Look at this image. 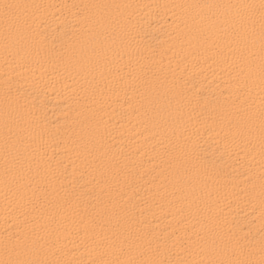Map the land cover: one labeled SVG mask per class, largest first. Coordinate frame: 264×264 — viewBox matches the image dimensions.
Wrapping results in <instances>:
<instances>
[{
    "label": "bare ground",
    "instance_id": "1",
    "mask_svg": "<svg viewBox=\"0 0 264 264\" xmlns=\"http://www.w3.org/2000/svg\"><path fill=\"white\" fill-rule=\"evenodd\" d=\"M18 2L41 7L31 10L35 28L20 55L11 48L6 54L0 37V246L6 229L56 235L64 252L74 253L66 258L94 260L93 241L134 231L167 242L161 259H179L172 242L187 241L210 217L245 241L258 262L259 150L230 123L245 84L228 51L185 24L192 13L176 6L259 0ZM93 4L129 7H79ZM102 12L123 18L118 30L143 56L129 63L93 55L103 37L90 31L91 20ZM6 94L9 111L35 134L27 154L35 162L31 203L9 192L10 206L3 184ZM250 94L258 108V83ZM156 102L180 119L157 116Z\"/></svg>",
    "mask_w": 264,
    "mask_h": 264
},
{
    "label": "snow or ice",
    "instance_id": "2",
    "mask_svg": "<svg viewBox=\"0 0 264 264\" xmlns=\"http://www.w3.org/2000/svg\"><path fill=\"white\" fill-rule=\"evenodd\" d=\"M41 7L18 2V0H0V37L3 39L5 53L10 48L20 55L31 42L34 32V12ZM77 7V6H72ZM84 9H119L127 5L93 4L79 6ZM189 10L183 22L191 24L203 35L214 38L230 54L239 75L243 78L244 99L235 106L232 123L238 134L247 140L252 151L258 148L260 156V196L264 200V0L240 3H194L177 5ZM122 17H113L102 12L91 20L95 30L103 39L99 50L93 55L103 57L109 53L117 59L127 60L144 55L138 48L127 43L126 38L118 30ZM258 83L260 88V104L258 108L251 102L250 89ZM152 111L157 116H167L170 120H178V113L173 115L167 103L156 102ZM3 184L6 206L9 192L18 201L31 203L28 192L32 189L35 177L32 174L34 161L28 158L35 134L30 131L24 118L13 115L9 111L7 94L4 107L3 130ZM252 183V178H249ZM35 211L36 209L33 208ZM193 211H198L193 206ZM55 219V217H51ZM168 238V242L172 241ZM160 240L145 239L139 233L128 231L111 238L93 241L99 250L94 260H77L66 258L74 253H65L56 235L29 236L18 232H8L0 246V264H264V237L260 240L261 259H252V250L243 240L235 239L230 233H224L210 217L204 227L195 231L193 237L181 243L172 242V249L177 244L183 258L161 259L167 251L161 250ZM120 255L108 258L109 255Z\"/></svg>",
    "mask_w": 264,
    "mask_h": 264
}]
</instances>
